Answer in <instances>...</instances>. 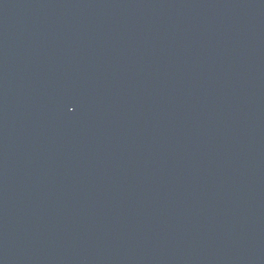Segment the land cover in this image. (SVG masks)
Wrapping results in <instances>:
<instances>
[{"label": "water", "instance_id": "obj_1", "mask_svg": "<svg viewBox=\"0 0 264 264\" xmlns=\"http://www.w3.org/2000/svg\"><path fill=\"white\" fill-rule=\"evenodd\" d=\"M0 264H264V0H0Z\"/></svg>", "mask_w": 264, "mask_h": 264}]
</instances>
